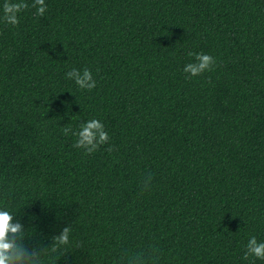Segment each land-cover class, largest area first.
<instances>
[{"label":"trees","instance_id":"1","mask_svg":"<svg viewBox=\"0 0 264 264\" xmlns=\"http://www.w3.org/2000/svg\"><path fill=\"white\" fill-rule=\"evenodd\" d=\"M26 2L0 19V209L28 247L72 226L42 264H264L243 259L264 241V0ZM188 52L216 64L186 78ZM84 68L91 91L66 76ZM93 118L110 140L85 155L62 129Z\"/></svg>","mask_w":264,"mask_h":264},{"label":"clouds","instance_id":"2","mask_svg":"<svg viewBox=\"0 0 264 264\" xmlns=\"http://www.w3.org/2000/svg\"><path fill=\"white\" fill-rule=\"evenodd\" d=\"M36 9V14L43 16L47 11L45 0H33L31 5ZM29 4L26 0H4L2 5L3 15L0 19L6 24L17 26L19 24V13L28 9ZM188 56L194 57V62H189L183 68L186 78H191L203 74L205 71L212 70L216 60L209 54L188 52ZM67 78L75 81L76 85L82 90L91 91L96 88L97 82L90 69L84 68L83 71L72 69L66 73ZM62 131L65 135L72 134L76 137L73 144L74 148L82 149L85 155L96 152L101 145L107 144L110 140L109 133L106 131L104 123L99 119H90L82 122L77 131H73L70 126H65ZM109 152L113 148L109 147ZM151 176L144 182L145 190L150 187ZM15 216L6 209H0V264H42V257L55 253L60 246L70 243L72 226H64L60 233L52 237L53 243L50 247L43 245H33L28 247L25 243V228L20 222H14ZM255 257L264 260V241H259L252 236L246 245L243 259L249 260ZM128 264H147V260L142 253H137L129 259ZM252 264H255L253 261Z\"/></svg>","mask_w":264,"mask_h":264}]
</instances>
